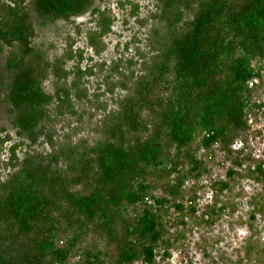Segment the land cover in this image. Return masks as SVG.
Masks as SVG:
<instances>
[{"label": "trees", "instance_id": "obj_1", "mask_svg": "<svg viewBox=\"0 0 264 264\" xmlns=\"http://www.w3.org/2000/svg\"><path fill=\"white\" fill-rule=\"evenodd\" d=\"M93 1L0 0V106L15 134L0 133V264H165L185 231L224 212L218 198L236 178L264 181L263 161H233L197 208L216 152L228 159L263 107L264 0H151L149 49L125 60L127 74L121 57L81 69L69 39L53 60L32 46L37 22L89 12L86 47L98 57L113 17ZM119 6L136 16L132 0ZM97 64L120 79L105 92L122 96L92 142L59 137L58 118H80L73 99L100 109L84 82ZM261 199L251 216L263 213Z\"/></svg>", "mask_w": 264, "mask_h": 264}, {"label": "rangeland", "instance_id": "obj_2", "mask_svg": "<svg viewBox=\"0 0 264 264\" xmlns=\"http://www.w3.org/2000/svg\"><path fill=\"white\" fill-rule=\"evenodd\" d=\"M124 0H94L92 6L101 11H107L113 17L111 33L102 39L104 49L98 57L86 47V33L92 30V15L89 12L82 16L72 18L69 23L63 21L46 22L40 25L38 22L37 33L32 41V46L44 53L48 60H53L62 54L65 41L69 39L73 49L82 50L83 56L91 57V62L83 61L80 68L91 67L94 63L106 61V64L117 58H123L121 68L127 74L126 59L132 57L134 51L148 52L146 44L147 32L151 25L148 13L151 9V0H132V4L138 6L136 16H130V7H120ZM30 10V7H28ZM144 23L142 25L141 23ZM76 30L79 34L76 36ZM126 48V49H124ZM6 57L5 50L0 52V67ZM136 59V58H135ZM71 62L65 67L70 68ZM139 63L135 60L133 69L135 74L140 70ZM92 75L84 80L87 94L98 96V107L88 105L84 100H72V108L78 114L76 117L65 114L57 121L59 137L76 134L71 140L78 139L92 142L96 138L94 128L101 123V118L107 112L115 109L112 100L122 96L119 88L113 90L112 95L105 92L109 82H119V78L111 75L98 66L93 67ZM47 79L42 83V89L51 94L53 89ZM258 96L263 102V107L257 115V119H251L245 129L237 132L236 137L229 145L230 156H224L216 152V159L210 165L208 179H202V189L197 193V208L211 203L212 191L216 187L217 180L224 178L226 168L233 165V161L239 162L242 167L252 165L258 161L264 162V85ZM103 107V108H102ZM5 130L15 140V134L10 129L5 108L0 106V133ZM264 171V164L262 166ZM214 183V184H213ZM189 185V184H188ZM264 199V181L256 182L244 177H239L229 185V189L223 191L218 198V205L223 204L224 212L209 226H192L185 231V241L181 249L170 251V258L165 264H264V211L261 214H253L256 203ZM190 227V226H189Z\"/></svg>", "mask_w": 264, "mask_h": 264}]
</instances>
